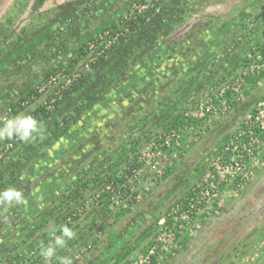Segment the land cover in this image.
<instances>
[{
	"label": "rangeland",
	"instance_id": "374dc122",
	"mask_svg": "<svg viewBox=\"0 0 264 264\" xmlns=\"http://www.w3.org/2000/svg\"><path fill=\"white\" fill-rule=\"evenodd\" d=\"M142 1L45 0L36 10L34 0L3 3L0 120H5L21 91L45 86L47 82L39 83L48 72L80 46L104 35L112 22L117 26L109 30L120 42L85 84L42 121L43 131L35 139L9 154L0 153V191L15 187L26 200L0 203V264H20L34 254L58 226L56 221L44 224L45 218L88 172L133 143L145 151L168 114L187 110L198 116L202 113L196 102L219 104V90L231 77L229 69L264 36V24L255 28L264 16V0H147L149 23L143 32L129 37L120 17ZM172 8L175 23L147 43L156 27L169 21ZM76 15L79 19L74 22ZM250 24L253 33L246 35ZM18 34L26 37L9 47ZM235 70L232 76L239 72ZM223 74L228 78L223 80ZM263 93L264 80L230 111L208 113L199 129L201 137L189 135L188 141L195 143L188 146L178 170L157 185L154 180L152 193L135 205L126 203L131 212L121 220L93 221L98 226L69 249L73 264H126L145 257L157 221L187 194ZM35 106L27 115L34 117ZM64 118L62 128L67 123L69 127L55 132V121ZM147 172L149 166L139 176L147 179ZM262 177L264 164L244 189L226 192L220 213L193 229L185 247L179 245V250L159 257L157 264H264V180L257 185ZM152 227L153 233L147 234Z\"/></svg>",
	"mask_w": 264,
	"mask_h": 264
},
{
	"label": "trees",
	"instance_id": "16d2710c",
	"mask_svg": "<svg viewBox=\"0 0 264 264\" xmlns=\"http://www.w3.org/2000/svg\"><path fill=\"white\" fill-rule=\"evenodd\" d=\"M43 0H38L34 6V10L40 7ZM175 8L171 9L169 14V21L164 24H159L155 33L147 37L146 42H151L157 38V36L169 29L177 20V17L173 16ZM150 16V12H139L133 8H129L127 15L120 17V24L122 27L129 28V37H134L144 31L146 25L149 23L147 18ZM79 19L76 15L74 22ZM119 24V25H120ZM264 24V16L257 22L256 27ZM72 25V24H70ZM116 22H112L105 30L114 29ZM25 34H29V30H24ZM6 34L4 24H0V38ZM25 35L18 34L14 40H12L9 47L13 48L20 44ZM99 35L96 36L98 38ZM95 38V39H96ZM94 40V39H93ZM120 42V41H119ZM116 42L112 48L107 50L106 55L97 57L94 61H88L87 57L90 53L88 50V43L80 46L75 52L63 63L59 64L48 72L39 84L48 82L49 79L54 76H61L63 82L54 83L49 88V93L46 95L47 90H41L40 86H30L27 89L21 91L13 100L11 107L7 110V116L5 120H0V127H3L4 122L16 116H20L24 111L26 115L32 109L30 106L37 104L34 108V117L42 123L46 118L51 117L54 110H58L74 93H76L85 82L91 77L93 72L98 69L106 60L112 51L117 47ZM5 51V50H4ZM246 62L245 57L238 59L233 69H229V74L235 73ZM224 75V74H223ZM69 78V82L67 79ZM228 76H223V80ZM264 80V72L260 75L250 76L247 78V86H245V94L249 95L253 89H255L259 82ZM195 85V82H192ZM228 98L231 99L230 92ZM212 97V96H211ZM216 99L213 98V101ZM217 101V100H216ZM210 102V101H209ZM199 111L201 102H196ZM232 106L239 105L237 102H231ZM52 108L49 109V107ZM193 110V109H192ZM208 113L204 111L201 115L192 116L189 111H178L168 114L161 126L160 133L155 138L148 140V147L143 150L142 147L133 143L130 148L124 149L121 153H117L111 160L106 161L97 167L95 171H90L86 177L81 178L76 184L71 185L65 199L62 201L56 209H54L45 218L44 224L51 221L58 222V226L54 233L43 239V241L34 250V254L24 259L20 264H45L43 257L40 255L42 247H47L54 244V240L57 236L61 235V227L67 225L75 230L76 237L72 240H68L67 244L63 248L56 249V255L48 261V264H60V257H69V249L77 247L82 239H84L91 231L98 226L97 220H104L107 217H114V222L121 220L125 215L131 212V208L124 206L126 203H130L129 200L133 198V202L137 203L143 197L145 188L144 181L146 178L139 179V171L145 167L148 160L151 164H154L158 160H162L163 157L167 159V163L164 165V174L159 177H155L156 185L162 180H166L171 177L179 168V161L184 157L185 152L189 145L195 143L194 140L188 141L189 135H199V129L203 127L204 123L208 119ZM66 118L57 120L54 123V131L61 129V133L65 131L69 124L67 123L64 128L62 124L66 123ZM197 137V136H196ZM201 137V136H200ZM264 137V133H263ZM24 141L16 138L12 139L3 138L0 143V153H10L18 149ZM187 143V144H186ZM144 152L145 155H144ZM261 157L264 153L259 154ZM171 158H170V157ZM165 159V160H166ZM18 165H22V160L18 161ZM148 173V172H147ZM152 181H148L150 185L149 194L155 186H152ZM195 186L191 187L189 192L184 195L183 201L187 202L194 196ZM148 193V192H147ZM91 197V198H90ZM90 198L91 201L88 200ZM121 203V204H119ZM210 216H201V222L204 224L210 218ZM108 223V225H112ZM87 229V230H85ZM154 231V227L147 232L151 235ZM193 230L185 231L179 238L178 247L175 250H179V245L184 246L187 241L191 239ZM132 250L127 251L122 257L127 258ZM156 258H153L154 264H157Z\"/></svg>",
	"mask_w": 264,
	"mask_h": 264
},
{
	"label": "built area",
	"instance_id": "2783aa9c",
	"mask_svg": "<svg viewBox=\"0 0 264 264\" xmlns=\"http://www.w3.org/2000/svg\"><path fill=\"white\" fill-rule=\"evenodd\" d=\"M148 6L149 2L143 0L142 4L135 6L134 9L144 12L147 11ZM252 29H254L253 25H248L245 29L246 35L252 34ZM118 39V36H114L113 30H106L104 35H100L89 42L87 48L90 50L87 57L88 61H94L97 57L106 55L107 50L112 48L118 42ZM243 57H245L246 62L239 69V72L231 76L228 82L219 90L220 103L199 106L201 113L206 111L214 115L221 112L223 108L227 111L233 109L234 106H232L227 96L229 92L234 96L233 102L240 103L242 101L245 86H247V78L264 72V36L258 42L253 43ZM62 80L61 76H52L45 86H40V89L43 91L47 88V91H49L54 83L58 84V82H63ZM67 82H69V78ZM263 133L264 93L256 100L248 117L222 147L211 165L192 185V187L195 186L194 196L187 202L183 201V196L170 211L163 214L157 221V231L150 241L145 257L140 260L129 261L126 264H152L153 258L159 260V257L162 258L172 254L178 245L179 238H181L180 235L184 234L185 231L199 227L201 216L208 215L211 218L219 214L223 205V196L226 192L230 193L244 189L245 184L250 182L263 166L264 156L259 155L264 153ZM165 159L163 157L162 160H158L154 164H151L149 160L148 163L146 162L145 167L149 166L147 174L151 177L148 176L143 183L146 190L143 195L147 196L151 190L150 185L147 184L148 180L154 181L156 176L159 177L164 174L163 167L167 163V159ZM145 167L139 171V174L144 172ZM155 167L158 168L153 171L152 168ZM142 177H139V179L142 180ZM129 202L128 204L135 205L133 198ZM124 206L127 207L126 204Z\"/></svg>",
	"mask_w": 264,
	"mask_h": 264
},
{
	"label": "clouds",
	"instance_id": "9594fccd",
	"mask_svg": "<svg viewBox=\"0 0 264 264\" xmlns=\"http://www.w3.org/2000/svg\"><path fill=\"white\" fill-rule=\"evenodd\" d=\"M43 131V125L40 121L31 115H22L9 118L4 122L3 128H0V139H12L14 136L21 141L30 142L35 139V135ZM56 147H59L57 145ZM0 203L3 204H24V199L21 190L15 187H8L0 191ZM75 230L67 225L61 227V235L57 236L53 245L42 247L40 255L43 257L45 264H48L55 255L57 248L66 246L68 240L76 237ZM60 264H73L71 257H60Z\"/></svg>",
	"mask_w": 264,
	"mask_h": 264
},
{
	"label": "flooded vegetation",
	"instance_id": "af4514ba",
	"mask_svg": "<svg viewBox=\"0 0 264 264\" xmlns=\"http://www.w3.org/2000/svg\"><path fill=\"white\" fill-rule=\"evenodd\" d=\"M5 1H6V0H0V12H1V10L3 9V8H2V5H3V3L5 4ZM37 1H38V0H34V2H33V8H34L35 4L37 3ZM44 1H45V0H43V2L40 4V6H42V5L44 4Z\"/></svg>",
	"mask_w": 264,
	"mask_h": 264
},
{
	"label": "water",
	"instance_id": "95a60500",
	"mask_svg": "<svg viewBox=\"0 0 264 264\" xmlns=\"http://www.w3.org/2000/svg\"><path fill=\"white\" fill-rule=\"evenodd\" d=\"M263 180H264V177H262V178L258 181L257 185H259Z\"/></svg>",
	"mask_w": 264,
	"mask_h": 264
},
{
	"label": "crops",
	"instance_id": "0c3cea01",
	"mask_svg": "<svg viewBox=\"0 0 264 264\" xmlns=\"http://www.w3.org/2000/svg\"><path fill=\"white\" fill-rule=\"evenodd\" d=\"M258 41H259V40H256L255 42H258ZM255 42H254V43H255ZM242 58H243V56H242ZM96 70H97V69H96ZM93 73H94V72H93ZM246 202H247V200H245V203H246ZM250 205H251V204H250Z\"/></svg>",
	"mask_w": 264,
	"mask_h": 264
}]
</instances>
